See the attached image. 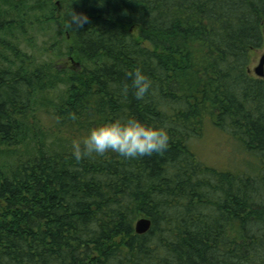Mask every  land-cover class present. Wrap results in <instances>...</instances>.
Returning a JSON list of instances; mask_svg holds the SVG:
<instances>
[{
    "label": "trees",
    "instance_id": "16d2710c",
    "mask_svg": "<svg viewBox=\"0 0 264 264\" xmlns=\"http://www.w3.org/2000/svg\"><path fill=\"white\" fill-rule=\"evenodd\" d=\"M71 9L88 22L68 27ZM263 47L264 0H0V264H264ZM118 118L166 127L169 147L76 161ZM206 122L258 173L201 163Z\"/></svg>",
    "mask_w": 264,
    "mask_h": 264
},
{
    "label": "clouds",
    "instance_id": "9594fccd",
    "mask_svg": "<svg viewBox=\"0 0 264 264\" xmlns=\"http://www.w3.org/2000/svg\"><path fill=\"white\" fill-rule=\"evenodd\" d=\"M68 27H82L88 22L84 14L70 11ZM132 80L134 95L137 100L144 99L152 88V81L139 68L127 74ZM127 93V87L124 89ZM169 147V135L166 127L145 124L137 119H114L104 122L88 130L82 141L72 146V155L76 161L96 154L103 156L108 152L123 158L151 156L153 153L163 154Z\"/></svg>",
    "mask_w": 264,
    "mask_h": 264
},
{
    "label": "rangeland",
    "instance_id": "374dc122",
    "mask_svg": "<svg viewBox=\"0 0 264 264\" xmlns=\"http://www.w3.org/2000/svg\"><path fill=\"white\" fill-rule=\"evenodd\" d=\"M263 51L264 47L257 52L250 65V72L253 75V68L258 63ZM77 64L74 60L66 62V65L73 68H77ZM188 146L204 165L220 171H232L249 175L258 173V168H256L258 161L256 158L246 152L225 131L209 122H206L202 135L191 138L188 141Z\"/></svg>",
    "mask_w": 264,
    "mask_h": 264
},
{
    "label": "water",
    "instance_id": "95a60500",
    "mask_svg": "<svg viewBox=\"0 0 264 264\" xmlns=\"http://www.w3.org/2000/svg\"><path fill=\"white\" fill-rule=\"evenodd\" d=\"M253 73L256 77L264 79V51L260 55L256 66H254ZM150 227H151V220L147 217H141L136 220L134 225V230L135 233L137 234H144L150 229Z\"/></svg>",
    "mask_w": 264,
    "mask_h": 264
}]
</instances>
